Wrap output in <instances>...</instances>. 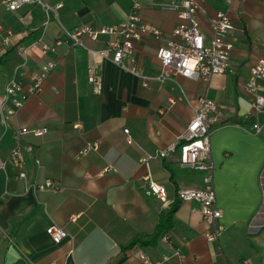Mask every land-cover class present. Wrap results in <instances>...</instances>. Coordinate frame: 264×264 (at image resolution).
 Returning a JSON list of instances; mask_svg holds the SVG:
<instances>
[{"label": "crops", "instance_id": "obj_1", "mask_svg": "<svg viewBox=\"0 0 264 264\" xmlns=\"http://www.w3.org/2000/svg\"><path fill=\"white\" fill-rule=\"evenodd\" d=\"M5 2L0 0V98L12 79L26 88L46 59L56 67L22 108L0 99V264H144L141 252L158 264H264V112L246 118L252 111L246 83L263 56L254 41L264 42V0H197L195 18L207 43L218 12H228L236 28L229 70L209 82L158 79V52L180 23L177 11L163 8L172 0H149L138 13L161 37L145 35L135 43L137 74L129 60L119 67L96 53L109 36L98 42L84 37V47L65 42L46 58L35 50L25 59L16 49L37 40L52 44L80 25H117L131 13L129 0H43L44 6L16 12ZM92 68L101 92L88 81ZM202 96L225 108L211 136L223 227L214 243L206 240L210 226L199 204L177 197L181 188L202 186L204 173L180 167L178 152L156 157L181 139ZM257 122L263 125L259 134ZM22 128L46 133L19 137ZM87 144L98 150L81 155ZM17 147L24 156L20 167L11 160ZM148 156L153 158L142 162ZM47 181L55 189L39 188ZM150 182L167 189L169 206L146 195ZM175 204L174 225L156 245L128 248L135 239H149ZM52 225L67 233L60 244L47 233Z\"/></svg>", "mask_w": 264, "mask_h": 264}, {"label": "built area", "instance_id": "obj_2", "mask_svg": "<svg viewBox=\"0 0 264 264\" xmlns=\"http://www.w3.org/2000/svg\"><path fill=\"white\" fill-rule=\"evenodd\" d=\"M129 1L131 3V13L126 20L117 25L109 27L80 25L70 31L66 30V37L54 39L52 44L37 40L26 45L16 46V49L25 59L30 52L35 50H40L46 58L50 52H54L57 47L65 42L84 47L82 42L84 37L98 42L100 38L109 36L110 39L104 48L96 53L105 59H111L119 67H124L125 60H129L132 64L130 71L137 74L135 43L145 35H151L159 39L161 34L157 30L150 29L138 14L149 0ZM225 1L231 3L233 0ZM5 4L11 12H16L28 6H44L43 0H6ZM61 7L62 4H57L56 9ZM163 8L177 11L180 23L173 31L174 39L172 42L158 52L162 65L158 79L165 81L175 75H181L194 81L209 82L216 75L226 74L229 70V60L234 48L232 37L236 30L229 13L220 11L211 20L213 37L207 43L205 35L195 18L199 9L197 0H172L170 5ZM46 11H54V9L47 6ZM4 43L10 45V38H5ZM254 44L262 47L263 56L251 68L246 83V90L252 96V111L246 115L247 119L264 112V96L260 93L262 83H264V42L256 40ZM55 67V60L46 59L44 64L39 67L38 72L32 75L30 84L26 88L22 81L16 78L12 79L6 87L5 95L0 98L1 101L10 100L15 109L22 108L28 97L42 91L44 82ZM88 81L94 85L97 92H101L102 85L97 80L95 68L89 70ZM224 109V106L209 100L206 96L199 98L195 116L187 126L181 139L159 151L156 155V157L162 159L168 157L170 153L178 152V165L180 167L204 173L202 186L181 188L177 191V197L181 202H197L199 204L200 212L210 226V231L206 234V240L209 243L217 242L223 231V227L220 225L222 211L217 205V194L214 185L215 165L211 154V136L212 130L219 123ZM253 129L259 134L263 129V125L257 122L253 125ZM124 132L128 144H134L130 131L126 129ZM29 133L43 136L46 130L31 131L28 128H22L19 137ZM97 150V144H87L80 154L87 155L91 151ZM151 158L153 156L143 158L142 162L146 163ZM11 160L19 167L23 166L24 156L20 148L14 149ZM4 168L5 164L1 163L0 169L4 170ZM19 177L25 178L26 174L21 173ZM39 188L55 189V186L53 182L47 181ZM146 195L155 196L164 206L171 204L167 189L154 182H150L149 187L146 189ZM77 216L76 214L72 215L71 221H75ZM47 233L56 244H60L67 236L64 228L56 225L48 227ZM164 240L167 241L168 238L164 237ZM177 254L180 255V253ZM139 258L144 264H158L143 252L139 254Z\"/></svg>", "mask_w": 264, "mask_h": 264}, {"label": "trees", "instance_id": "obj_3", "mask_svg": "<svg viewBox=\"0 0 264 264\" xmlns=\"http://www.w3.org/2000/svg\"><path fill=\"white\" fill-rule=\"evenodd\" d=\"M177 207L178 205L175 204V206H173L169 213L167 214L166 217H164L159 226L157 227L156 231L149 237V239L147 240H142V239H135L134 241H132L128 248H134L137 245H141V246H154L156 245V243L158 242L159 238L167 233L169 230L172 229L173 225H174V215L177 211Z\"/></svg>", "mask_w": 264, "mask_h": 264}]
</instances>
